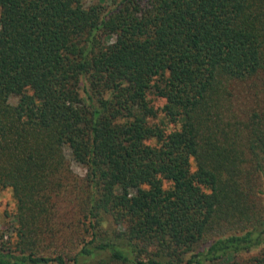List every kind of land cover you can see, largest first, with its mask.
<instances>
[{"label":"trees","instance_id":"trees-1","mask_svg":"<svg viewBox=\"0 0 264 264\" xmlns=\"http://www.w3.org/2000/svg\"><path fill=\"white\" fill-rule=\"evenodd\" d=\"M4 187L0 264H264V0H0Z\"/></svg>","mask_w":264,"mask_h":264},{"label":"rangeland","instance_id":"rangeland-1","mask_svg":"<svg viewBox=\"0 0 264 264\" xmlns=\"http://www.w3.org/2000/svg\"><path fill=\"white\" fill-rule=\"evenodd\" d=\"M12 101L16 102L17 99L13 98ZM155 103L156 105L160 106L164 103V100L156 99ZM67 155L69 156L68 159L73 172L79 176H84L86 173L85 167L72 160L69 150H67ZM77 205V202L76 204L69 205V207H74V209L69 212L68 208L67 214L65 215L66 219H68V222L74 221L75 218L78 217L79 211ZM16 209V200L11 187L0 188V231L6 233V238L13 237L15 235L14 227L16 225V222L14 214L16 212Z\"/></svg>","mask_w":264,"mask_h":264}]
</instances>
